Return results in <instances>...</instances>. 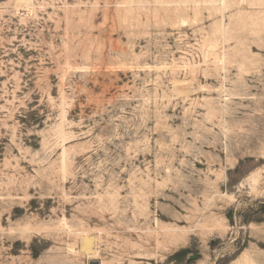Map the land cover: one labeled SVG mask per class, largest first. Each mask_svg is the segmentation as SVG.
Masks as SVG:
<instances>
[{
	"label": "rangeland",
	"instance_id": "obj_1",
	"mask_svg": "<svg viewBox=\"0 0 264 264\" xmlns=\"http://www.w3.org/2000/svg\"><path fill=\"white\" fill-rule=\"evenodd\" d=\"M220 1L0 0V264H264V0Z\"/></svg>",
	"mask_w": 264,
	"mask_h": 264
},
{
	"label": "bare ground",
	"instance_id": "obj_2",
	"mask_svg": "<svg viewBox=\"0 0 264 264\" xmlns=\"http://www.w3.org/2000/svg\"><path fill=\"white\" fill-rule=\"evenodd\" d=\"M220 8H221V12H224V10L226 9V0H221L220 1ZM181 24L182 25H186V22L183 21V22H181ZM221 34H222L221 36L223 38V42L225 44L226 43V39H225L226 38V30H225L224 26H222ZM207 60H209V61H217L218 63H221V65L223 67V71H225L226 70V61H225L226 60V50H225V47H223V48H219V47L218 48L217 47L208 48L207 49ZM201 88H203V87L200 86L198 88H195V91L199 90ZM181 89H182V94H185V95H188V96L191 94V92H193L192 90H190L189 87L187 88L184 85L182 86ZM223 93L224 94L226 93L225 88H223ZM33 230L34 229L30 228V227L15 228V229L11 228L10 232L11 233H19V234H27V233H31ZM95 240H96V237L94 235H92L91 233L90 234L81 233V232L78 233V241H81V244H82V248H81L80 252L81 253H86V255L88 256V258L90 260L95 259L96 255L98 254V250H97V248L94 245ZM75 250H74V252L76 254L80 253V252H76ZM69 251H70V249H69ZM101 264H103V262Z\"/></svg>",
	"mask_w": 264,
	"mask_h": 264
}]
</instances>
